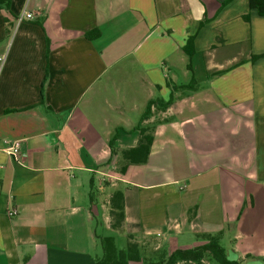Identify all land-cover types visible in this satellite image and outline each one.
<instances>
[{"label": "crops", "instance_id": "obj_1", "mask_svg": "<svg viewBox=\"0 0 264 264\" xmlns=\"http://www.w3.org/2000/svg\"><path fill=\"white\" fill-rule=\"evenodd\" d=\"M226 1L0 6V264H92L98 237L155 251L218 232L228 260L264 264V16ZM24 9L34 18L18 23ZM188 62L193 89L153 111L147 162L120 173L147 103L167 101L168 83L189 85ZM6 142H19V161ZM91 180L100 205L89 203ZM115 191L121 232L109 226Z\"/></svg>", "mask_w": 264, "mask_h": 264}, {"label": "trees", "instance_id": "obj_2", "mask_svg": "<svg viewBox=\"0 0 264 264\" xmlns=\"http://www.w3.org/2000/svg\"><path fill=\"white\" fill-rule=\"evenodd\" d=\"M11 0H0V6H3L6 11H9ZM227 0L222 4V7L229 3ZM248 7L255 10L259 16H264V0H248ZM244 19H246L244 17ZM99 32H92L85 34L87 39H94L98 37ZM190 56V55H189ZM187 69L191 73V83L186 86L177 87L176 85L168 87L171 89V94L167 101L162 99L150 100L136 127L135 131L138 132L137 145L134 148L126 149L120 152L121 158L124 162L120 173L124 174L126 169L131 165H143L147 162L150 154V149L153 143V126L145 122L150 120L153 111L163 112L168 109L174 102L173 92L177 89H193L194 80L192 76L191 65L188 62ZM117 139V132L113 134L109 141V147L112 152V157L115 155L114 142ZM95 191L93 180L90 181L88 199L90 205L94 204ZM109 207V226L114 232H121L125 220L124 212V195L121 191H115L111 194L108 200ZM222 233L216 234H197V240L204 243L202 245L180 249L176 248L170 252L157 249L151 251L147 256L144 255L145 248L142 242L137 241L133 236H128L124 245L118 247L115 239L112 236L98 237L101 247L102 255L100 258L94 259L92 264H205L207 260H214L219 264H239L236 261L227 259L224 249L220 245Z\"/></svg>", "mask_w": 264, "mask_h": 264}, {"label": "rangeland", "instance_id": "obj_3", "mask_svg": "<svg viewBox=\"0 0 264 264\" xmlns=\"http://www.w3.org/2000/svg\"><path fill=\"white\" fill-rule=\"evenodd\" d=\"M98 187L96 186L95 187V195H96V201H97V205L99 204H101V196L100 195H98ZM89 191V190H88ZM104 229H105V226L103 225V222L101 221H99V231H100V233L101 232H103L104 231ZM113 237L115 238V243H116V245L118 246V247H120V246H122V245H124V243H125V241H126V238L120 233V234H116V235H113ZM174 238L175 239H177V240H179V237H175L174 236ZM193 238H196L195 237V235L193 236ZM173 241V240H172ZM151 245V243L150 242H148V243H146V244H143V247L145 248V250H144V255L145 256H147V255H149L150 253H151V251H152V246H154L155 244H153L152 246H150ZM174 245H175V243H174V241H173V244H164V246L162 247V250H164V251H166V252H170L173 248L172 247H174ZM151 248H150V247ZM149 248H150V250H149ZM209 262L211 263V264H219V263H217L216 261H214V260H209Z\"/></svg>", "mask_w": 264, "mask_h": 264}, {"label": "built area", "instance_id": "obj_4", "mask_svg": "<svg viewBox=\"0 0 264 264\" xmlns=\"http://www.w3.org/2000/svg\"><path fill=\"white\" fill-rule=\"evenodd\" d=\"M33 18H34L33 14L28 13L24 9L20 12V14H18L16 21L20 23L23 20L29 21V20H32ZM5 144L7 146L8 154L13 160L19 161L23 157V155L19 151V142H6ZM16 215H17V211L14 208H11L7 211V216L9 218H12Z\"/></svg>", "mask_w": 264, "mask_h": 264}]
</instances>
